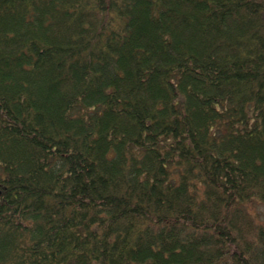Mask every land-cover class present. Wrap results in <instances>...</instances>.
<instances>
[{
    "label": "trees",
    "instance_id": "16d2710c",
    "mask_svg": "<svg viewBox=\"0 0 264 264\" xmlns=\"http://www.w3.org/2000/svg\"><path fill=\"white\" fill-rule=\"evenodd\" d=\"M261 206L264 0H0V264H264Z\"/></svg>",
    "mask_w": 264,
    "mask_h": 264
},
{
    "label": "rangeland",
    "instance_id": "374dc122",
    "mask_svg": "<svg viewBox=\"0 0 264 264\" xmlns=\"http://www.w3.org/2000/svg\"><path fill=\"white\" fill-rule=\"evenodd\" d=\"M259 209H262V211H264V210H263V209H264V207H263V206L259 207Z\"/></svg>",
    "mask_w": 264,
    "mask_h": 264
}]
</instances>
